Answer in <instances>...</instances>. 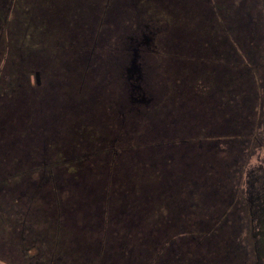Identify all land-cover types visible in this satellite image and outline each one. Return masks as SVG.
Here are the masks:
<instances>
[{
  "label": "trees",
  "instance_id": "16d2710c",
  "mask_svg": "<svg viewBox=\"0 0 264 264\" xmlns=\"http://www.w3.org/2000/svg\"><path fill=\"white\" fill-rule=\"evenodd\" d=\"M112 1L100 8L107 10ZM47 5L55 0H0V55L14 44L39 52L35 66L42 72L54 65L46 53L60 50L61 38L51 41L58 32L52 25H58ZM125 5L136 8L130 13L134 27L148 22L168 37L153 52L169 72L168 102H155L143 134L127 131L134 121L126 113L121 122L112 103L119 77L116 44L104 77L82 69L83 77L72 83L77 98L62 91V100L53 99L60 114L46 96L33 94L42 86L28 84L32 67L15 64L19 84L10 92L2 87L8 95L0 105V133L7 139L0 142V256L11 255L9 264H235L220 217L235 203L245 161L263 146L264 0ZM99 20L106 31L90 27L88 38L72 39L65 49H97L103 60L114 30ZM60 22L78 28L72 16ZM20 24L25 27L14 39ZM84 40L88 46L78 50L75 42ZM72 74L64 73V80H75ZM86 121L99 143L86 136L87 152L68 158V152H80L75 130ZM36 153L44 154L41 162H34Z\"/></svg>",
  "mask_w": 264,
  "mask_h": 264
},
{
  "label": "rangeland",
  "instance_id": "374dc122",
  "mask_svg": "<svg viewBox=\"0 0 264 264\" xmlns=\"http://www.w3.org/2000/svg\"><path fill=\"white\" fill-rule=\"evenodd\" d=\"M79 1L80 0H72V1H70V0H55L54 6L53 5H47V7H46L47 13H49L51 15H53V13H55V15H56V16L54 15L55 19H56L55 24L58 25V26L52 25V31H54V32L58 31V32L56 33L57 38H55L54 41L53 40H51V41L54 42V45H55L56 40L58 38H61L60 42L58 41V43H57V46H60V50H57L55 53L53 52V54L48 53V52L46 53V55H47L46 61L51 60L54 62V65H52L51 62H49V65H48L46 62L47 65H46V69L44 70L46 72H44V71L42 72V70L38 69V67L35 66L37 64H41V63H36L40 59L39 57H36L39 55V52L31 50L32 54H30V51H27V52L25 51V50H27L26 48L21 49V48H19V46L13 47L14 44H13V46H11V47H9L3 51V53L0 55V75L4 76L6 78V83L3 82L2 80L0 81V86H1L0 94H2V96L0 95V105H2L1 103L5 100V95H8L6 90L9 89V86L14 87V85L16 86L19 84V80H17L18 76H16L19 72L18 71L19 69L15 68L14 66H15V64L17 65V64H23V63H25V65H27L29 67H32L30 69V72L25 75V77H27V81H29L28 84L33 88H35V86H38V85L42 86V90L40 92L37 91L33 94H41V96H46V100L50 99L53 104L55 103L53 101L54 98L56 99V102H59L60 100H62L64 98V96L60 95V94H63V92L65 93V91L71 92V93L73 91L76 98H77L78 90L75 91V86H73L72 83L77 82L80 78L83 77V76L81 77V75H82V69H83V67H85L84 62L86 61V59L84 57L83 61L81 63L79 62L80 64L76 63L77 59L75 56L76 55L75 52H69V50H67L65 48L67 46H70V42L71 43L73 42L72 39L75 35L78 37L77 39H81L80 37H84V36H86L88 38V35H86V34H90V27H91V31H94L97 34L102 33L103 31H106L105 29H101L98 25L99 19H98V12L97 11H99V15H100L99 23H101V21H102L101 27L105 28L107 25L106 22L111 24L112 27L110 29L114 30V36L111 38L109 43H106V45L110 46L108 48L110 50H109V52H107L106 55L102 56L103 60H99V58H100V56L98 54L99 50L95 49L94 50L95 53H93V52H92L93 54L91 53V57H90L91 62L87 67L91 71L97 72V75H100L103 77L105 76V73L107 71H109V67H108L107 63L110 62L112 65V62H111L112 55L111 54L113 53V52H111L112 51V49H111L112 45L111 44H116V45H119L121 48L122 47L124 48V45L126 46L128 44L127 41H128V38L130 37L129 36L130 32L136 31L133 24L130 22L131 21L130 19H134L133 13H135L136 8L131 9L130 6L125 5V2L131 4L135 0L134 1L133 0H122V1L121 0H114L111 2L109 7L107 8V10L102 9V6L100 8V4L105 3L104 0H81L80 2ZM46 2H48L50 4V0H46ZM69 6H71V7H69ZM79 12L82 13V16L80 18H78ZM131 12H133V13L130 14ZM71 13H73L71 15L72 20H75L78 22L77 23L78 28H70L67 25H63L61 22L59 24L57 23L59 19H62L64 22L70 21L71 16L69 14H71ZM130 15H131V18H130ZM27 16H29V14H27ZM8 20H10V21L12 20L11 13L8 14ZM143 23L145 24L146 22H143ZM147 24H148V22H147ZM23 25L20 24L16 28L14 27V29H13L14 31H12L14 33V35L16 32L21 33L23 31V29H24L23 27H25V25L24 26ZM148 25H152V24L149 23ZM59 26L63 27V29L61 28V30H60ZM151 27H149V28L154 32V34H152V35L147 34V35L150 38H152V40H151L152 52H147L146 55H143L145 58L144 60L147 63V67H146V69L143 68V72L145 71L147 73V75H148L147 81H148L149 85H151L150 87H153V89L151 88L152 89L151 93L153 95V101L149 103V106L147 108H146V105L144 106V104H142V103L139 104L138 105L139 109L137 111H135L134 113H131V112L128 113V112H125L124 110L119 108L122 112H125L124 114L128 113L127 114L128 115L127 120L130 121L132 119L134 121V122H131L130 124L126 125L127 131H129V130L134 131L135 129H137L140 134H143V132L146 131L145 126L148 124V117L150 116L149 114H150L151 108L152 107L154 108L156 106V103L162 98H163V103L166 104L168 102L167 101V95L170 93V90L168 91V89L166 88V85L168 84L167 78L169 77L168 69L164 66L163 62L161 63V66H160L161 57L159 59L155 58V56H154L155 53H153L154 50H156L157 48L158 49H159V47L163 48V46L166 45V39L168 37L165 34H163L162 31L158 32V29H156L155 26H151ZM15 29H17V30H15ZM20 29H22V30H20ZM169 30L170 29H168V31ZM119 32H121V33L118 34ZM144 32H147V30H145ZM96 33H94V34H96ZM94 34H93V36H96ZM108 34L112 35V32H109ZM17 38H18V36L15 35L14 39H17ZM139 40L143 41V37H141ZM49 43H50V40L45 41V45H48ZM75 43L77 44L78 50L84 46L83 42L82 43L81 42H75ZM46 49H47V47H46ZM62 50H64V51H62ZM149 51H151V50H149ZM42 53L44 54V52H42ZM84 54L82 56H87L86 49L84 50ZM141 54H142V52H141ZM23 57H24V59H23ZM131 58H132V54H131ZM131 58L129 60L128 66L130 65ZM60 59L66 60V66H65V64L61 63ZM113 61H115V60L113 59ZM29 62H31V63H29ZM156 64H159V66H157ZM121 70H122V67H121ZM67 72H73L72 77L75 78L76 81L75 80H72V81L64 80L65 79L64 73H67ZM36 73H38V82H39L38 84L36 82V80H37L36 79ZM86 77L87 78L89 77L90 79H93V80L95 79L94 75H88V76L86 75ZM93 85L94 84H91L90 89H92ZM2 87L5 88L6 90H4ZM103 88H105V87H103ZM117 88H119L118 83L114 88V90L116 89L115 93H118ZM135 88H136V85L133 84L132 89L134 90ZM10 89L8 90V92H10ZM102 91L106 92V94H107V92L111 93L109 89H103ZM28 94L31 95L29 93V91H28ZM84 95H86L85 91H84ZM18 96H20V92H18ZM120 96L122 97V99L126 97L125 94L120 95ZM6 98H7V96H6ZM80 98H82V97H80ZM55 105L51 106V109H53L57 114L61 113V111H58L59 109L62 110V112H63V109L57 103H55ZM115 108H117V107L115 106ZM150 118H151V116H150ZM153 118H155V116H153ZM65 124L68 126L69 123L65 122ZM138 127H139V129H138ZM137 130H135V131H137ZM75 131L76 132L78 131L76 134L80 136L79 138H80L81 143H82L80 145V147H77V148H80V152L74 154V152L72 150V151L68 152V154H67L68 158H73L74 155H78V154L81 155L84 152H87V150H88L87 149V142L84 141V137H86V136H88L87 140L89 142H91L92 145L99 143L95 138L96 137L95 131L92 130L91 127H89V122H87V121L81 122V126H79V128ZM92 132H93V135L91 134ZM90 134H91V136H90ZM114 134H115V131H114ZM66 136H67V132H66ZM67 137H69V135ZM0 142L2 144H5V142H7V139L5 138V136H2L1 133H0ZM94 148L95 147H93L90 150H93ZM34 155H35L36 159H39V160H34V162H37V161L44 159L43 153H41V154L36 153ZM67 156H65V157H67ZM4 157L5 156L3 155L2 158H4ZM263 158H264V134H263V146H262V148H260L256 152H254L245 161L246 162V164H244L245 170L243 171V174H242L244 181H245V178H247V174L252 169H255L256 176L259 175V169H257V168L262 167L264 169ZM82 166H84V165L82 164ZM90 166H92V165H90ZM12 167H14V166H12ZM79 167L81 168V166H79ZM36 176H37V174L33 177V179L36 178ZM255 184L257 187L261 186V184H258V182H256V181H255ZM237 199H238V196H237L236 200ZM243 200H245L244 196H243ZM229 207H231V206H229ZM228 208H226L227 211H228ZM229 215L233 216L235 219V215H234L233 211H231ZM232 221L233 220H229L230 223ZM227 228H228V226H227ZM230 243L232 245L234 243V240L232 239V241ZM231 245H230V248H231ZM11 259H12L11 255H6L4 257L0 256V264L12 263V262H10ZM236 264H238V262Z\"/></svg>",
  "mask_w": 264,
  "mask_h": 264
},
{
  "label": "flooded vegetation",
  "instance_id": "af4514ba",
  "mask_svg": "<svg viewBox=\"0 0 264 264\" xmlns=\"http://www.w3.org/2000/svg\"><path fill=\"white\" fill-rule=\"evenodd\" d=\"M151 26L152 25H148L147 23L144 24L138 22L134 27L136 31H131L129 35L130 37L128 36V44L126 46L124 45V48L119 47V45L115 46L119 47L120 52L119 57H114V59L118 61L117 68L119 70V77L116 78V84L118 83L119 85V92L117 93V96L113 95L114 99L112 103L116 105V111L120 112L122 115L121 122H124L125 112L129 113L131 111H137L139 109V104L142 103L144 106H149V103L153 101V95L151 93L152 87H150L151 85H149L147 81L148 75L145 71L143 72V68L146 69L147 67L143 55H146L147 52H152V42L149 41L146 44H139L141 41L139 39L141 37L144 39L145 37H149L148 35L154 34L149 28ZM145 30H147V32H144ZM73 39L76 41L77 36L75 35ZM83 44L88 46V43L85 40L83 41ZM71 45H73V43L70 42V46ZM135 50L138 53L137 63L140 65L141 76L140 78H136L137 76L128 78L126 68L128 67L131 54H133ZM86 53L87 56H82V54L76 53L78 56L77 63H81L83 57L86 59L84 62V70L88 68L87 66L91 62L90 57L92 51L86 49ZM60 61L66 66V60L60 59ZM120 66L122 67V70ZM85 73L86 72H84V74ZM88 75H91V73ZM133 84L136 85L134 90L132 89ZM123 94H125L126 97L122 99L120 95ZM119 108L125 112H122ZM257 169H259V175L256 176L255 169H252L247 174V178H245L244 181L242 174L245 168H242L236 189L235 203L228 208V211H224L226 214L223 212L224 214L220 217V225L222 226H220V228L222 229V232H224L223 234L226 239L227 251L230 250L227 248V245L230 246V242L232 241L229 237L234 239L233 246L235 257L232 259L235 260L233 261L235 264L237 262L238 264H264V169L262 167ZM255 181L258 182V184H261V186L257 187ZM237 196L238 199L236 200ZM243 196L245 200H243ZM231 211L234 212L235 219L233 216L229 215ZM229 220L233 221L230 223Z\"/></svg>",
  "mask_w": 264,
  "mask_h": 264
},
{
  "label": "water",
  "instance_id": "95a60500",
  "mask_svg": "<svg viewBox=\"0 0 264 264\" xmlns=\"http://www.w3.org/2000/svg\"><path fill=\"white\" fill-rule=\"evenodd\" d=\"M151 40H152V38L145 37L143 39V41H141L139 44H141V45L146 44ZM137 58H138V53L135 50V52L132 54L130 65L126 68V73L128 75V78L133 77V76H137L136 78H140V76H141V69H140V65L137 63ZM36 79H37L36 82L38 84L39 83L38 82V73H36ZM146 103H147V101H146Z\"/></svg>",
  "mask_w": 264,
  "mask_h": 264
}]
</instances>
